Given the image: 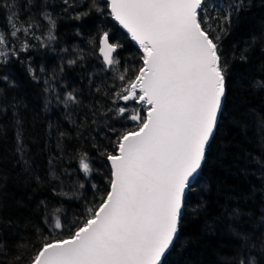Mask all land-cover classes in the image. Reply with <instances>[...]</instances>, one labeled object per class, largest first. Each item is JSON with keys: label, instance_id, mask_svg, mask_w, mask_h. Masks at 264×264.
Returning a JSON list of instances; mask_svg holds the SVG:
<instances>
[{"label": "snow or ice", "instance_id": "obj_1", "mask_svg": "<svg viewBox=\"0 0 264 264\" xmlns=\"http://www.w3.org/2000/svg\"><path fill=\"white\" fill-rule=\"evenodd\" d=\"M253 6L254 0H0V84L8 88L16 87L11 66L18 63L33 81L45 76V94L56 92L53 82L62 76L43 65L38 73L30 53L57 42L61 19L76 22L82 40L88 30L84 47L60 53L72 56L69 68L92 64L81 77L91 99L85 104L83 88H73L57 92L56 101L100 163L94 168L79 148L69 154L65 141L73 136L58 131L59 155L49 156L41 176L23 143L19 111L26 106L15 97L3 103L0 88V116L11 111L16 130L15 166L26 187L35 185L33 199L45 190L27 217L5 215L0 197V264H170L174 252L175 264H203L186 259L203 240L219 242L211 264H264V112L249 106L241 123L230 107L241 82L235 69L257 54L264 58V24L243 48L225 47ZM129 42L134 50L121 55ZM252 88L264 93V77ZM230 128L252 151L237 169L239 188L211 202L206 172L223 162L231 145L217 141ZM65 158L78 167H62ZM7 179L0 167V192ZM196 193L201 198L191 204ZM56 201L60 206L51 208ZM65 202L77 204L71 219ZM192 223L195 234L187 233ZM225 248L230 255H221Z\"/></svg>", "mask_w": 264, "mask_h": 264}, {"label": "trees", "instance_id": "obj_2", "mask_svg": "<svg viewBox=\"0 0 264 264\" xmlns=\"http://www.w3.org/2000/svg\"><path fill=\"white\" fill-rule=\"evenodd\" d=\"M83 2V0H82ZM261 0H254V6L251 10L247 11V14L243 16V24L238 33L234 34L233 38H229L225 41V47L231 48L232 45L239 44L240 48L244 47L241 43L247 40L248 37L257 31L259 27L264 24V7L260 6ZM3 17H0L2 21ZM76 22L69 19H61L56 30L57 42H53L51 46L33 50L30 55L34 60V67L39 73L40 66H44L48 73H52L54 70L57 72L58 78L62 76L57 82H53V87L56 88V92L45 94L43 92L44 84L43 80L45 76L41 74L39 82L33 81L24 69L18 64L11 66L12 78L15 80L16 87L8 88L7 86L0 84V88H5L4 95L7 97L3 103H8L15 97L21 101L26 107H21L19 116L23 122V143L27 149L29 158H35L36 165L39 166L41 176L46 175L48 165L47 161L50 155H59L56 149L57 144V132L68 131L73 139L71 141H65L67 152L71 154L77 148L82 151L88 152L91 158L93 167H99L100 163L97 161V153L91 150V144L89 141L80 140L75 138L76 131L72 126L63 119L65 109L63 105H58L56 101L57 92L70 91L73 88H83L84 96L81 99L87 104L91 97H88V81L81 77L85 75L84 68L87 71L92 70V64L89 61H85L84 67L75 65L71 68L67 67L66 60L71 59L72 56H63L60 53V49L68 48L71 52L74 46L84 47L87 43V29H85V36L83 40L75 35ZM39 35L40 33L37 32ZM33 43H36L33 41ZM134 49L131 43L125 45L124 51L121 55H127ZM63 56L65 71L63 74L59 73V66L61 64V57ZM27 58V57H22ZM264 58H261L259 54L252 57L249 63L238 66L235 69V74L239 81L234 85L235 91L231 97V109L233 111V117L236 121L244 122L245 113L249 106H255L260 108L261 112H264V107L260 106V100L264 99V93L260 96L254 95V89L252 88V81L257 78L264 77ZM97 84L100 81L97 80ZM95 91V88H93ZM50 101V102H49ZM47 104V107L45 105ZM82 115L80 119L82 120ZM52 125L49 128V125ZM59 126V127H58ZM251 135V133H249ZM219 145H231L222 151V155L225 156L223 162L215 166L211 172H206L209 176L210 191L207 196L211 202H215L217 197H222L230 194L233 189H238L240 180L237 179V169L244 166V154L252 151V145L247 142V138L236 128L222 129L221 135L217 141ZM16 149V130L13 127L12 112L8 111L6 115L0 116V167L7 173V186L0 192V197L6 201L8 207L5 210V215L15 217H27L30 214V209L34 208L35 203L44 198L45 190L41 189V193L38 194L35 199L32 198L33 189L35 185L26 187V177L21 173V169L15 166L17 155ZM43 150V155H40ZM62 167L71 168L78 167V161H69L65 158ZM80 176L83 174L80 173ZM72 180L76 179V176L71 177ZM50 196V192H48ZM201 197L199 193L194 194L190 198V203L195 204ZM18 202H23L22 206H17ZM60 206V202H53L50 207L55 208ZM64 208L68 214V218L71 219L72 213L78 210L75 202H65ZM198 231V225L192 223L187 228V233L195 234ZM219 242H213L203 240L196 244L194 243L191 249L186 255V259L190 261H203V264H211V261L215 258L213 250L218 246ZM221 255H230V251L225 248L222 250ZM179 259L174 252L170 257V264H175Z\"/></svg>", "mask_w": 264, "mask_h": 264}]
</instances>
